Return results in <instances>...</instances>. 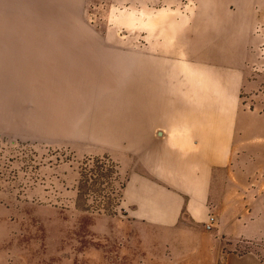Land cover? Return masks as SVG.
Here are the masks:
<instances>
[{"label":"rangeland","instance_id":"rangeland-1","mask_svg":"<svg viewBox=\"0 0 264 264\" xmlns=\"http://www.w3.org/2000/svg\"><path fill=\"white\" fill-rule=\"evenodd\" d=\"M195 14L193 0H0V58H9L0 64V205L10 212L0 264H69L70 251L84 257L86 246L100 257L83 213L118 211L132 89L149 104L165 90L141 86L149 71L156 86L230 78L213 71L219 50H196L211 40ZM255 51L248 70L257 88L239 96L249 110L258 108L252 96L264 97V44ZM229 251V264H264V242Z\"/></svg>","mask_w":264,"mask_h":264},{"label":"crops","instance_id":"crops-1","mask_svg":"<svg viewBox=\"0 0 264 264\" xmlns=\"http://www.w3.org/2000/svg\"><path fill=\"white\" fill-rule=\"evenodd\" d=\"M193 6L194 22L204 24L211 40L196 50H219L214 65L220 68L213 71L230 78L160 79L156 86L149 71L141 86L165 89L149 104L132 89L134 124L123 133L134 139L118 211L83 213L86 236L101 238L100 257L86 246L84 257L70 251L69 264H221L223 256L229 264L230 249L264 242V97L252 96L255 110L239 99L242 89L257 88L248 64L264 44V0H193ZM210 212L216 223L208 231ZM9 213L0 205V233ZM76 215L73 224L70 214L74 229Z\"/></svg>","mask_w":264,"mask_h":264},{"label":"built area","instance_id":"built-area-1","mask_svg":"<svg viewBox=\"0 0 264 264\" xmlns=\"http://www.w3.org/2000/svg\"><path fill=\"white\" fill-rule=\"evenodd\" d=\"M216 218L213 212L208 213L207 218L203 224L205 230H212L215 226Z\"/></svg>","mask_w":264,"mask_h":264}]
</instances>
